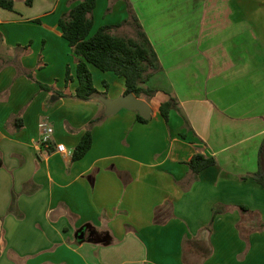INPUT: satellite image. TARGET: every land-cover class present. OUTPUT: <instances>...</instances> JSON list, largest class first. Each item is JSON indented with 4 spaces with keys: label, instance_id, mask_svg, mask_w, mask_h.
<instances>
[{
    "label": "crops",
    "instance_id": "1",
    "mask_svg": "<svg viewBox=\"0 0 264 264\" xmlns=\"http://www.w3.org/2000/svg\"><path fill=\"white\" fill-rule=\"evenodd\" d=\"M25 1L0 9V264H183L185 250L190 264H264V231L245 254L235 209L264 223V188L241 180L257 171L264 139V0H128L162 68L146 83L156 95L140 99L149 122L125 108L108 115L77 161L55 146L72 154L124 82L89 65L101 96L75 100L79 58L58 21L80 0ZM126 17L123 1L96 0L91 34ZM166 94L191 130L175 112L168 123L159 115ZM42 122L53 128L48 147ZM195 154L216 165L192 181ZM215 206L231 209L207 236Z\"/></svg>",
    "mask_w": 264,
    "mask_h": 264
},
{
    "label": "trees",
    "instance_id": "2",
    "mask_svg": "<svg viewBox=\"0 0 264 264\" xmlns=\"http://www.w3.org/2000/svg\"><path fill=\"white\" fill-rule=\"evenodd\" d=\"M31 1H25L27 6L31 4ZM116 1L119 0H110V3L113 4ZM121 1L126 5V19L115 26H101L93 34H91V31L94 23L93 11L96 7V0H80L78 4L62 15L58 21L63 39L67 42L73 54L79 58L75 69V79L78 86L72 96L77 101H90L101 96L93 85L89 65L100 72H110L122 78L125 87L123 96L132 94L136 99L144 97L146 100H149L157 93V91L147 88L146 83L152 76L162 71L159 59L143 31L130 2L128 0ZM13 7L14 0H0V9L13 11ZM109 11L110 6L106 12ZM125 25H131L134 28V37H121L113 34V30ZM72 80L70 68L67 67L64 79L65 87H68ZM39 87L47 89V86L40 83ZM166 95L167 99L158 106L159 115L168 123L170 113L175 112L181 117L183 128L191 130L178 100L173 95ZM58 97H66V95L59 94ZM103 98H105L104 95ZM107 116L103 112L88 123L87 130L71 154L73 161L80 160L87 154L92 144L91 128ZM136 120L141 124L149 122V118L143 119L138 112H136ZM180 136L185 138V134L181 133ZM215 165L216 161L214 158L205 157L201 154L193 155L187 163L192 181L196 180L203 170ZM246 179H252L264 188V139L258 152L257 171L241 178V180ZM230 209L229 207L221 206L213 207L211 221L204 230L207 236L211 233L215 217ZM235 209L241 215V220L237 224V230L239 231L240 238L246 244L244 252L246 254L250 235L264 231V223L260 221L258 214L251 212L245 206H237ZM206 253L203 256L204 259L210 255L209 251H206ZM186 254L187 251L185 250L182 259L183 264H190L184 258Z\"/></svg>",
    "mask_w": 264,
    "mask_h": 264
},
{
    "label": "water",
    "instance_id": "3",
    "mask_svg": "<svg viewBox=\"0 0 264 264\" xmlns=\"http://www.w3.org/2000/svg\"><path fill=\"white\" fill-rule=\"evenodd\" d=\"M103 103L106 106L105 113L107 115L115 114L118 110L125 108L138 112L143 119H148L150 117V109L147 103L140 99H136L132 94H127L111 101L103 99ZM82 237V235L79 236V239H82Z\"/></svg>",
    "mask_w": 264,
    "mask_h": 264
},
{
    "label": "built area",
    "instance_id": "4",
    "mask_svg": "<svg viewBox=\"0 0 264 264\" xmlns=\"http://www.w3.org/2000/svg\"><path fill=\"white\" fill-rule=\"evenodd\" d=\"M39 129L41 131L40 146L48 147L51 143V135L53 134V128L47 123L42 122L39 124ZM55 152L63 158L69 157L71 155V152H69L62 144L55 146Z\"/></svg>",
    "mask_w": 264,
    "mask_h": 264
},
{
    "label": "rangeland",
    "instance_id": "5",
    "mask_svg": "<svg viewBox=\"0 0 264 264\" xmlns=\"http://www.w3.org/2000/svg\"><path fill=\"white\" fill-rule=\"evenodd\" d=\"M217 1H219V0H211V3L215 4ZM220 2H221V0H220ZM218 6L221 7L222 6L221 3ZM215 9H216V7H215V5H213V9L211 10V12L215 11ZM118 34H121L125 37H134V28L131 25H125V26H123V29L118 32Z\"/></svg>",
    "mask_w": 264,
    "mask_h": 264
}]
</instances>
